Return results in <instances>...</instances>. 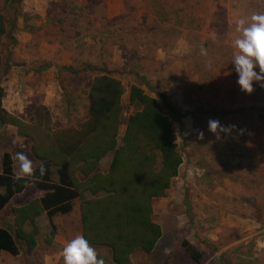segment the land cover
<instances>
[{
  "label": "rangeland",
  "instance_id": "1",
  "mask_svg": "<svg viewBox=\"0 0 264 264\" xmlns=\"http://www.w3.org/2000/svg\"><path fill=\"white\" fill-rule=\"evenodd\" d=\"M253 12H264V0H0L8 29L0 39L1 106L8 113L28 122L43 107L50 132L78 128L93 80L108 73L124 89L121 133L135 110L130 87L142 79L183 115L173 119L183 163L152 204L162 237L150 254L135 251L133 264H264V88L240 90L231 46L237 19ZM210 119L236 129L218 139ZM3 148L13 165L14 154L24 152L36 166L30 141L11 126H0ZM41 194L28 186L0 212V225L13 232L12 208ZM79 202L42 227L53 244L39 239L33 253L20 241L18 257L3 263L41 264V255L61 253L81 234ZM185 241L200 252L198 263ZM95 249L111 264L107 248ZM54 262L64 264L61 254Z\"/></svg>",
  "mask_w": 264,
  "mask_h": 264
},
{
  "label": "trees",
  "instance_id": "2",
  "mask_svg": "<svg viewBox=\"0 0 264 264\" xmlns=\"http://www.w3.org/2000/svg\"><path fill=\"white\" fill-rule=\"evenodd\" d=\"M7 32L0 14V39ZM123 93L120 81L108 73L97 76L89 88L87 116L80 127L50 132L42 125L49 120L45 108H36L26 122L2 108L0 87V126H11L17 136L28 139L38 161L33 176L17 180L10 154H3L0 211L30 185L43 193L40 199L12 209L13 232L8 227L0 229V254L18 256L20 241L32 250L38 235L36 219L43 214L48 219L68 215L75 200L80 201L81 234L94 248H107L111 264H133L135 251L150 254L154 250L162 229L152 219V204L165 197L183 163L174 128V121L179 122L183 115L142 79L140 86L130 87L129 106L135 110L121 133ZM105 157L110 158V164L101 172ZM41 162L43 175L39 172ZM27 222L32 226L29 232L23 229ZM182 247L193 262L200 261V252L188 242Z\"/></svg>",
  "mask_w": 264,
  "mask_h": 264
},
{
  "label": "clouds",
  "instance_id": "3",
  "mask_svg": "<svg viewBox=\"0 0 264 264\" xmlns=\"http://www.w3.org/2000/svg\"><path fill=\"white\" fill-rule=\"evenodd\" d=\"M236 32L239 33L232 41L233 58L232 66L237 75V84L241 91L252 94L254 83L264 88V12H253L248 17H240L236 21ZM202 55L206 50L201 49ZM257 69L259 71H257ZM236 129L235 125L222 126L218 120L208 121V131L217 135L219 133H231ZM243 134V130H240ZM204 138L203 132L199 134ZM15 161V178L17 180L33 176L36 167L28 155L24 152H16L13 157ZM41 175L45 168L41 162L39 165ZM64 264H105V260L99 256L84 235L78 234L64 245L61 250Z\"/></svg>",
  "mask_w": 264,
  "mask_h": 264
},
{
  "label": "crops",
  "instance_id": "4",
  "mask_svg": "<svg viewBox=\"0 0 264 264\" xmlns=\"http://www.w3.org/2000/svg\"><path fill=\"white\" fill-rule=\"evenodd\" d=\"M4 153H9L8 151H7V149H5V148H3V150H2V152L0 153V172H1V160H2V156H3V154ZM106 158L107 157H105L102 161H101V163H100V165H102V162L105 160L106 161ZM104 163H106V162H103V164ZM38 164V161L36 162V165ZM109 164H110V160H109V163H108V166H109ZM36 167V166H35ZM13 170H14V173H15V165H13ZM24 192V191H23ZM22 192V193H23ZM39 192H41V191H39ZM21 193V194H22ZM42 193V192H41ZM20 195V194H19ZM18 196V195H17ZM16 197V196H15ZM42 197V194L41 195H39V196H37V197H35V198H33L32 200H34V199H40ZM14 199V198H13ZM12 199V200H13ZM11 200V201H12ZM32 200H30V201H32ZM10 201V202H11ZM30 201H28V202H26V203H24V204H20V205H17V206H15V207H13L12 209H14V208H18V207H22V206H24V205H26L27 203H29ZM10 204V203H9ZM6 209V208H5ZM1 212V211H0ZM54 218L55 217H53V218H51V219H48L47 217H46V215L45 214H43V215H41L38 219H36V226L38 227V225H39V228H38V235L36 236V238H35V242H36V245H35V247L31 250L33 253H34V250L36 249V248H38V247H40V240L39 239H41V241H43V243L45 242V244L46 245H51V244H53V242H52V239L51 238H47L46 236H44L43 234H44V231H43V229H42V227H44V229H46V225L47 226H49V227H52V225H53V222H54ZM2 228H6V227H4L3 225H0V229H2ZM23 229L26 231V232H29V231H31L32 230V226L30 225V223L29 222H27L25 225H24V227H23ZM68 232L71 234L72 232H73V228H69V230H68ZM47 240H50L51 242H50V244H48V243H46V241ZM56 240V239H55ZM19 254H20V252H19ZM59 255H60V253L59 252H54V253H50V254H43V255H41L39 258V261L41 262V264H54L55 262H54V260L55 259H57L58 257H59ZM18 256H16V257H11L10 255H8V254H6V253H4V252H2L1 254H0V264H4L3 263V260L4 259H15V258H17Z\"/></svg>",
  "mask_w": 264,
  "mask_h": 264
}]
</instances>
